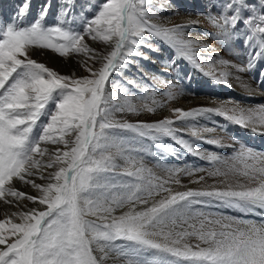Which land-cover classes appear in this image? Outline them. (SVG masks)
I'll return each mask as SVG.
<instances>
[{"label": "snow or ice", "instance_id": "6c2138e0", "mask_svg": "<svg viewBox=\"0 0 264 264\" xmlns=\"http://www.w3.org/2000/svg\"><path fill=\"white\" fill-rule=\"evenodd\" d=\"M53 7L22 0L0 19V200L17 209L0 220V264H264V151L228 131L264 135V104L169 107L192 79L180 61L249 96L264 87V0H204L180 24L158 22L171 0H59L49 20ZM162 45L174 55L152 72L141 62ZM47 51L69 73L33 58ZM144 114L159 118L129 119ZM182 154L210 167L165 163Z\"/></svg>", "mask_w": 264, "mask_h": 264}, {"label": "bare ground", "instance_id": "6f19581e", "mask_svg": "<svg viewBox=\"0 0 264 264\" xmlns=\"http://www.w3.org/2000/svg\"><path fill=\"white\" fill-rule=\"evenodd\" d=\"M203 1L204 0H171L173 7L170 10L167 11H161L158 13L160 20L158 22H163V23H170V24H180V23H184L189 19L195 20L198 17L196 16V13L199 11L203 10ZM162 2H166V0H162ZM41 3V0H39L38 5ZM53 8L50 12V14H52V12H54ZM175 13H178L175 14ZM191 14V15H189ZM50 19L52 18V16H50ZM202 23H203V19L200 18ZM189 35L192 36H199V34L203 31L202 28H190L187 30ZM210 42V41H207ZM215 47H217V49L219 50V45H214ZM162 47V53L158 54V53H153L150 54L152 56V58L154 60H156L157 62L155 64H151L150 62H144L142 61L141 63H144L146 65V68L151 70L152 72H156L159 73L163 67L161 61L167 60L168 58H170L171 56L174 55V51L170 48H168L167 46H161ZM222 56H224L226 59H231L230 56H228L225 52L221 51L220 53ZM180 68H181V75H183L184 72H190L192 74V79L189 82L188 80H184L187 82V85L185 87H183V92L184 94L180 96V101L177 105V107H179V104L181 103V105H183L182 108L184 109H191V108H195V107H215L217 106V103L220 100H226L224 98V94L222 93H214L213 91H211L212 87L214 90H217L216 85H218L219 87L222 86L225 90H227L229 92V95H231L232 93L234 94H239L242 95L243 99H245V102L247 105H255V102L257 101L258 104H264V87H261L257 93L255 95L249 96L247 95L242 89L241 87L238 85V83L235 80H230V83L232 84V88H229L225 85L219 84V83H214L211 84V81H213L210 77L204 75L203 73H201L200 71L194 69L191 67V65H189L186 61H180ZM48 64L51 68H54L55 70L57 69H61L64 74L69 73V71L71 70V67L73 66V61L69 60L67 63L65 62V60H55L54 57H50ZM135 70V68H134ZM165 79L167 78V76L165 75L164 77ZM244 79L248 80L249 79V74H245ZM252 83V86L255 88L256 87V82L255 80L250 81ZM208 84V85H205ZM180 83H178V86L180 87ZM203 86H206L205 88H203ZM263 95V96H262ZM158 100H163L164 97L162 96H157L156 97ZM140 103V102H137ZM181 107V106H180ZM160 114L161 115H168L167 111L165 109L160 110ZM170 114V113H169ZM159 116H151L148 114H144L140 117H129V119L132 120H137V119H142V120H154V119H158ZM214 119H219L221 123H225L222 118L219 117H215ZM201 124H205L207 123V126H212V124L210 122H206L204 120H201L200 122ZM228 131L229 133H233L236 137V139L239 142H244L245 140H249L248 137H252V139L254 140L252 142V145H254L257 150H262L264 148V139H262L264 137V135H260L257 133H252L250 130H245V129H240L239 127L236 126H229L228 127ZM252 134V135H250ZM205 135H223V133L220 131V129H217V131L215 133L212 134H205ZM189 133L185 132V138H188ZM255 138H257V140H255ZM251 139V140H252ZM250 141V140H249ZM230 142V141H228ZM199 149L203 150V149H209V150H216V151H220L223 155H226V153L229 151L228 148L225 149H213V146L208 145L206 143H202V142H197L196 145ZM49 147H54V146H49ZM185 155V154H184ZM189 157H186V160L189 161L190 164H193V166H199V167H203L206 168L204 166V163L208 164L206 161L200 160L196 157H193L191 155H188ZM183 159L180 156L179 158V165L183 166ZM176 160V159H175ZM177 165V164H176ZM174 165V166H176ZM173 166V167H174ZM152 167L153 170L159 174V175H163L164 173L161 171L160 168H157L154 166V164L152 163ZM183 181L185 184L188 183V178L184 177ZM38 183H41L40 180H37ZM207 184H212L213 180L211 181H206ZM189 187H196L199 188L202 185L199 184H189Z\"/></svg>", "mask_w": 264, "mask_h": 264}, {"label": "rangeland", "instance_id": "374dc122", "mask_svg": "<svg viewBox=\"0 0 264 264\" xmlns=\"http://www.w3.org/2000/svg\"><path fill=\"white\" fill-rule=\"evenodd\" d=\"M33 2V9H32V14L34 15L36 10H37V6H38V3H39V0H32ZM44 0H41V3H43ZM53 2V5L55 8L54 9V12H52V14H50V16H53V14L57 11L56 9V5L59 3V0H52ZM22 3V0H0V19H3V18H7V17H10V16H13L18 8V6ZM204 3V1H203ZM77 11H79V8H77ZM51 12V10H50ZM86 15H90V13H85ZM29 19H31V16L29 17ZM49 20L50 17H49ZM202 30H204L203 27H201ZM86 41L90 44V46L96 48V49H100L102 47V45H100L99 43H96V42H92L89 38L85 37ZM162 52L158 53V54H161ZM150 54H153V53H150ZM227 54V53H226ZM228 55V54H227ZM50 57H54L55 60H64L63 58L59 57L58 55H54L52 54L50 51H47L44 55H40L39 53H35L33 55V58L36 59L38 62H42V63H45L46 66L50 67L49 64H48V61L50 59ZM57 71H59L61 74H64V72L61 70V69H57ZM133 72H135L134 68L132 70ZM78 75H81V74H85L82 72V70L80 72L77 73ZM167 78L166 79H171L170 76L166 75ZM183 81V84L179 81L178 83H180V87H185L187 85V82L182 80ZM216 82L214 81H211V84H214ZM205 85H208V84H205ZM159 87H162V86H159ZM179 87V86H178ZM206 86H203V88H205ZM217 87V90H214L213 87L211 89V91H214V93L216 94L217 93H223L224 94V98L225 99H228L230 97L229 95V92L227 90H225L222 86H218L216 85ZM264 91V90H263ZM264 94V93H263ZM263 96V95H262ZM165 98H163L164 100ZM137 102H140V101H137ZM181 102L180 101V96L178 99L174 100V101H171L169 103V107H177L178 103ZM255 105H258V102L256 101L255 102ZM181 106V108L183 107V105H181V103L179 104V107ZM167 111V109H165ZM167 114L169 115L168 111H167ZM215 117H213L214 119ZM216 120H219V119H216ZM220 121V120H219ZM211 127V126H209ZM254 134V133H253ZM252 135V134H250ZM249 140L251 142H253L254 140L252 139V137H248ZM252 139V140H251ZM264 139V137L262 138ZM255 140H257V138H255ZM170 143V141H169ZM242 143V142H241ZM232 149H229V151L226 153V155H228L229 153H231ZM182 158H185L183 159V166L186 164L187 166L191 165V167L193 166L192 164L189 163V161L186 160V157H189L188 155H184L182 154L181 155ZM176 158L175 157H168L167 160L165 161V163L168 165V166H174L176 165L178 162H177V159L175 160ZM204 166L206 167L205 169L209 168V164H206L204 163ZM149 167H152V163H149ZM190 167V166H189ZM201 175H204L205 173H200ZM211 181L212 179H207V181ZM41 183H43V181H41ZM15 186L20 189V190H23L25 192H28L29 194H32V195H35V190H32L29 187H25L24 185H22L21 183L19 182H16ZM9 200H11L12 198L9 197L8 198ZM28 204V207L31 208V207H34V205L31 203V202H25ZM17 211V209L12 205V204H6L4 203L3 200H0V220H3L5 219V214L8 213H12V212H15Z\"/></svg>", "mask_w": 264, "mask_h": 264}]
</instances>
